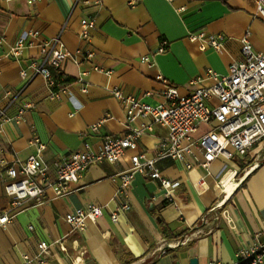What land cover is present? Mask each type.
Listing matches in <instances>:
<instances>
[{
  "label": "crops",
  "instance_id": "crops-1",
  "mask_svg": "<svg viewBox=\"0 0 264 264\" xmlns=\"http://www.w3.org/2000/svg\"><path fill=\"white\" fill-rule=\"evenodd\" d=\"M83 18L96 21L92 33L96 54L80 64L63 62L67 94L52 97L45 78L30 69L27 79L21 77V70L41 57L43 40L62 33L69 51L84 46L79 35ZM29 30L40 35L29 38L31 44L17 59H0V212L10 209L12 202L5 191L9 178L2 162L18 167L37 153L34 138L46 145L42 157L49 178L46 202H26L0 228V264H23L24 254L34 258L41 241L50 244L49 264H139L145 258L158 264H190L193 257L199 264L211 260L244 264L237 260L238 249L252 244L257 232L264 230V162L232 192H220L218 186L228 169H238L235 181L253 159L264 158V145L244 158L216 160L209 170L202 166L203 154L195 146L184 160L159 161L163 175L175 183L173 202L165 201L160 181L139 172L127 195L119 193L121 178L116 175L133 166L132 156L157 155L159 140L167 134L158 124L141 138L138 149L129 150L118 162L92 165L67 196H56L50 183L56 178V159L80 149L85 141L99 149L106 136L125 131V110L113 89L158 103L165 86L158 78L162 75L186 94L189 81L208 69L229 72L231 63L241 59V39L248 30L255 50L264 52V21L257 15L256 0H0V53H7ZM199 31L225 34V50H203L200 42L189 38ZM164 41L167 45L160 51ZM144 56L154 59L155 65L143 63ZM85 69L90 71L81 82L78 77ZM148 91L154 95L145 97ZM25 101L34 106L19 121L16 117ZM3 110L8 119L4 122ZM102 120L93 131L92 126ZM209 128L203 125L201 131ZM200 179L205 182L202 189L196 185ZM127 200L131 208L119 210ZM90 204L102 207L103 216L89 221L85 230L73 228L66 214ZM116 211L119 217L114 221Z\"/></svg>",
  "mask_w": 264,
  "mask_h": 264
},
{
  "label": "built area",
  "instance_id": "built-area-1",
  "mask_svg": "<svg viewBox=\"0 0 264 264\" xmlns=\"http://www.w3.org/2000/svg\"><path fill=\"white\" fill-rule=\"evenodd\" d=\"M256 4L257 15L264 21V0H256ZM80 24L79 35L84 46L79 47L75 52L69 51L62 40V33L43 40L39 44L41 57L32 60L28 69L21 70V77L27 79L30 69L34 74H41L45 78L51 88L52 97L60 98L67 94L69 90L65 75L60 80L56 76L57 72L63 73L61 70L63 62L71 59L80 64L82 61H92L96 54L92 47V33L96 28V21L83 18ZM39 35L38 30L27 31L18 38L7 53H0V59H17L31 44L29 38ZM251 35L252 32L248 30L242 37L241 59L231 63L227 74L208 69L205 74L198 75L189 81L190 90L186 94H182L175 84L162 75L158 78L165 86L160 91L162 99L158 103L148 102L144 97L125 94L119 88L113 89V95L121 101L125 110V131L120 135L106 136L99 149H93L91 144L85 141L80 149L56 159L53 163L56 178L53 183H50L55 189L56 196L64 197L74 192L81 177L92 165L102 162L116 163L125 157L129 150L138 149L141 138L153 131L157 124L167 130V134L159 140L157 155L154 158L147 157L146 153L132 156L133 166L116 175L121 178L119 193L127 195L135 174L139 172L160 181L161 188L165 190V201L173 202L171 189L175 183L163 175L158 167L159 161L167 158L184 160L195 146L203 154L202 166L209 170L211 164L218 159L231 161L236 157L244 158L253 149L263 146L264 52L255 50L250 39ZM189 38L200 42L203 50L212 47L218 52H223L227 37L223 33L199 31L191 33ZM166 45L167 41H164L160 51H164ZM141 61L150 66L155 65V60L149 56L142 57ZM52 68L57 72L55 73ZM91 68L102 69L97 65H92ZM89 71V69L83 70L78 80L83 82ZM152 95H154L152 91L145 93V97ZM14 103L15 100L10 102V104ZM33 106L31 102H23L16 119L23 120L25 113ZM4 114L5 110L1 113L3 122L8 120ZM146 118H151L152 121L147 122ZM102 122L104 120L94 124L92 130L97 131ZM203 125L210 128L202 132ZM31 143L37 147V153L20 161L18 167L6 161L2 162L1 169L9 178L5 191L12 198V202L10 209L0 212V228L6 226L26 202L37 205L46 202V183L49 176L48 166L42 157L46 145L39 138H34ZM263 162L264 158L253 159L239 177L243 176L245 180L246 176ZM187 167L191 168L192 163H188ZM196 185L202 189L205 185L204 179H200ZM152 199L156 201L158 195H154ZM220 206L221 204L217 205L207 214V217ZM130 208L131 205L127 200L121 202L118 209L129 210ZM118 211L112 214L114 221L119 217ZM102 216V207L90 204L68 212L66 220L73 228L85 230L89 221L96 222ZM38 248L39 252L34 258L23 255V264H31L33 261H37L38 264H49L50 244L47 241H41ZM236 257L240 263L264 264V230L257 232L252 244L241 246ZM144 260L143 264H158L151 258ZM208 264L225 263L221 260H211Z\"/></svg>",
  "mask_w": 264,
  "mask_h": 264
},
{
  "label": "bare ground",
  "instance_id": "bare-ground-1",
  "mask_svg": "<svg viewBox=\"0 0 264 264\" xmlns=\"http://www.w3.org/2000/svg\"><path fill=\"white\" fill-rule=\"evenodd\" d=\"M238 174V169L235 168L233 170L232 175L224 182H220L218 188L220 192L223 191H229L232 192L236 185L239 184L242 180H243V176L239 177L237 180L234 181V177ZM173 243V242H172ZM139 264H143V262L139 263Z\"/></svg>",
  "mask_w": 264,
  "mask_h": 264
},
{
  "label": "water",
  "instance_id": "water-1",
  "mask_svg": "<svg viewBox=\"0 0 264 264\" xmlns=\"http://www.w3.org/2000/svg\"><path fill=\"white\" fill-rule=\"evenodd\" d=\"M233 173V169H228V171L224 174L222 177L221 181L224 182L226 181ZM190 264H199V260L197 257H193L190 259Z\"/></svg>",
  "mask_w": 264,
  "mask_h": 264
},
{
  "label": "trees",
  "instance_id": "trees-1",
  "mask_svg": "<svg viewBox=\"0 0 264 264\" xmlns=\"http://www.w3.org/2000/svg\"><path fill=\"white\" fill-rule=\"evenodd\" d=\"M54 72L56 73L57 71H54ZM63 75H64V73H61V72H57V73H56V76H57V78H58L59 80L62 78ZM66 81H68V79H66V77H65V82H66ZM249 177H250V176H247L246 179H245V181L248 180Z\"/></svg>",
  "mask_w": 264,
  "mask_h": 264
},
{
  "label": "rangeland",
  "instance_id": "rangeland-1",
  "mask_svg": "<svg viewBox=\"0 0 264 264\" xmlns=\"http://www.w3.org/2000/svg\"><path fill=\"white\" fill-rule=\"evenodd\" d=\"M263 143H264V138H263ZM264 145V144H263ZM217 161H223L222 159H219V160H217ZM226 165V163L224 164V163H222V166L224 167Z\"/></svg>",
  "mask_w": 264,
  "mask_h": 264
}]
</instances>
